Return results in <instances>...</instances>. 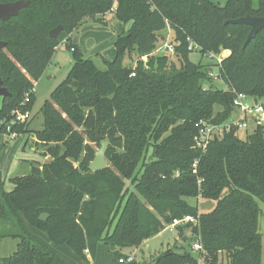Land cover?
<instances>
[{
	"label": "trees",
	"instance_id": "obj_1",
	"mask_svg": "<svg viewBox=\"0 0 264 264\" xmlns=\"http://www.w3.org/2000/svg\"><path fill=\"white\" fill-rule=\"evenodd\" d=\"M16 0H0L8 2ZM8 20H0V78L10 92L1 98L0 122L15 111H30L34 82L43 74L62 40L84 19L114 17L130 22L114 42L112 60L84 57L66 42L72 65L41 110L43 128L34 132L36 147L51 162H30L27 174L12 178L5 191L0 180V237L18 239L15 251L0 264H68L31 233L43 232L54 245H66L85 259L99 244L119 262L123 248L139 246L171 223L192 215L191 244L201 251L168 248L152 264H262L259 202H264V127L255 125L245 139L231 128L204 151L193 137L196 123H223L233 112L236 92L264 103V28L245 47L249 26L227 19L264 16V0H29ZM58 24L57 38L49 31ZM173 33L176 66L169 55L153 53ZM199 52L229 50L219 65L189 59L188 44ZM71 45V46H70ZM144 56H146L144 58ZM226 89L213 86L208 70ZM25 95L29 100L24 102ZM30 113V112H29ZM29 118L11 133H29ZM108 140L109 165L91 172L94 158L85 136ZM4 131V127L0 129ZM195 160L197 162L195 163ZM214 201L198 213L188 198ZM47 213L45 220L39 215ZM128 264H135L134 261Z\"/></svg>",
	"mask_w": 264,
	"mask_h": 264
},
{
	"label": "rangeland",
	"instance_id": "obj_2",
	"mask_svg": "<svg viewBox=\"0 0 264 264\" xmlns=\"http://www.w3.org/2000/svg\"><path fill=\"white\" fill-rule=\"evenodd\" d=\"M130 22L123 23L117 20L112 11H109L102 16V22H95L90 18L84 19L82 24L75 28L60 44L56 47L50 63L45 68L43 74L34 82V96L28 120L29 133L8 134L0 131V180L3 183L5 191H12L14 184L12 178L27 174L30 170L31 161L42 162L50 160L49 156L43 157L41 148L34 144V132L43 128V115L41 107L45 100L50 97L51 91L58 86L66 77L69 68L72 65L71 51L66 45V42L76 44L84 57H92L98 62V57H104L112 60L115 56L114 42L119 34L128 30ZM164 36L170 35L173 38L172 30L165 29ZM71 46V45H70ZM98 56V57H97ZM171 61L180 65V58L177 56L170 57ZM189 59L195 62L200 61L202 64L213 63L212 60L202 55L198 50L190 51ZM216 67H213V72H216ZM213 86L221 89H226V85L214 78ZM1 105V98H0ZM235 117L232 114L231 118ZM256 125L253 120H247V127L237 130V136L240 139H245L248 134L252 133ZM264 127V121L261 123ZM106 140V139H105ZM85 144L92 150L93 155L99 149V144L92 141L89 135L85 136ZM107 160V158H106ZM91 161V160H90ZM107 164L109 162L107 160ZM188 201L192 205H196L198 213L207 212L214 206V201L201 198L190 197ZM262 210L260 218V232L262 233V253L261 262L264 264V202H259ZM187 240H184L178 233L176 228L165 227L155 236L142 242L137 247L123 248L122 253L131 255L134 258L135 264H152L153 260L164 250L168 248L178 249L180 247H188L192 240L189 241L192 235L191 227L184 228ZM57 254L68 264H84L69 247L66 245H53L48 241ZM18 239L14 237H0V259L11 255L17 246ZM219 259L222 264H225V255L220 254ZM199 263L203 264L202 257Z\"/></svg>",
	"mask_w": 264,
	"mask_h": 264
},
{
	"label": "built area",
	"instance_id": "obj_3",
	"mask_svg": "<svg viewBox=\"0 0 264 264\" xmlns=\"http://www.w3.org/2000/svg\"><path fill=\"white\" fill-rule=\"evenodd\" d=\"M169 30V28H168ZM188 49L190 51H199V47L190 42L188 44ZM229 51V50H228ZM223 51L215 53L212 51H206L202 55L206 56L212 60L213 64L219 65L225 55L222 54ZM153 53H160L164 55H169L170 57L176 56L175 43L173 38H170V35L167 34L165 38L156 46ZM146 56H144L145 58ZM171 59V58H170ZM216 67L217 66H213ZM208 75L211 78L220 80L217 76V71L213 72V68L208 70ZM221 81V80H220ZM29 100V96L25 95L24 102ZM233 106L235 117L226 120L223 123H214L209 120H201L196 123L197 133L193 137L194 144L197 148H200L202 151L205 150L208 143L213 140L215 137L219 138L224 134V132L229 131L231 128L235 127L237 130L240 128L247 127V120H253L256 122V125H261L264 121V103L263 100L256 99L253 96H249L243 92H236L233 98ZM13 117L7 122H0V129L4 127L5 132H10L11 126L16 123H21L26 121L30 113L29 111H15ZM14 134V133H11ZM197 160H195V163ZM197 224V218L192 215H185L182 218H173L171 223L166 225V227L176 228L178 225L185 224ZM192 251H201L202 247L199 239L197 238L191 244ZM87 251V249L85 250ZM134 261L133 256L126 255L119 259V262L128 264Z\"/></svg>",
	"mask_w": 264,
	"mask_h": 264
},
{
	"label": "water",
	"instance_id": "obj_4",
	"mask_svg": "<svg viewBox=\"0 0 264 264\" xmlns=\"http://www.w3.org/2000/svg\"><path fill=\"white\" fill-rule=\"evenodd\" d=\"M29 0H16V1H8V2H0V20H8L11 17L16 16L21 9L26 7L29 4ZM226 22L237 24L242 23L249 26L248 34L243 42L242 47H245L246 44L255 37L257 32L264 28V16L250 15L246 14L245 16H240L238 18L227 19ZM62 31V25L58 24L56 27L52 28L49 31V36L52 38H57ZM6 42L0 40V49L5 48ZM10 92L3 85V82L0 78V98L5 96H9ZM96 139L99 142V149L94 152V158L89 162L88 169L91 172H96L101 169L107 167L106 160V150L108 147V140L101 138L98 130H96ZM217 138L215 137L214 140ZM50 160H44L43 164H49ZM47 217V213H42L39 215L40 220H45Z\"/></svg>",
	"mask_w": 264,
	"mask_h": 264
},
{
	"label": "crops",
	"instance_id": "obj_5",
	"mask_svg": "<svg viewBox=\"0 0 264 264\" xmlns=\"http://www.w3.org/2000/svg\"><path fill=\"white\" fill-rule=\"evenodd\" d=\"M222 54L226 56L229 54V51L223 50ZM29 230L39 240H41L43 243H45L47 246H49V248H51L54 252L57 253L55 248L51 244H49V242H48L49 240L47 239L46 235L43 232H41V231H39L33 227H29ZM184 235H186L185 232H184ZM145 241L146 240H144L143 242H145ZM60 247H62V246L60 245ZM121 252L124 253L122 250H121ZM84 254H85V259H80L84 264H110L111 263L110 251L103 244H99L97 246L94 255H91L88 250L84 251Z\"/></svg>",
	"mask_w": 264,
	"mask_h": 264
}]
</instances>
